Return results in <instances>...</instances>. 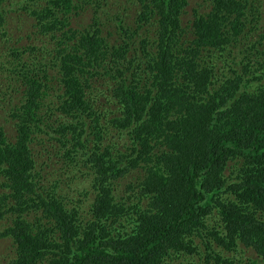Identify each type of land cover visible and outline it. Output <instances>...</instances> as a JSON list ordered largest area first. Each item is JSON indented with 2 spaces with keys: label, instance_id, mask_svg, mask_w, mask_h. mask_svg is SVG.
I'll return each instance as SVG.
<instances>
[{
  "label": "trees",
  "instance_id": "obj_1",
  "mask_svg": "<svg viewBox=\"0 0 264 264\" xmlns=\"http://www.w3.org/2000/svg\"><path fill=\"white\" fill-rule=\"evenodd\" d=\"M19 1L40 45L0 30L7 264H264L259 0L184 24L189 0ZM89 176L84 200L62 192Z\"/></svg>",
  "mask_w": 264,
  "mask_h": 264
},
{
  "label": "rangeland",
  "instance_id": "obj_2",
  "mask_svg": "<svg viewBox=\"0 0 264 264\" xmlns=\"http://www.w3.org/2000/svg\"><path fill=\"white\" fill-rule=\"evenodd\" d=\"M12 1H18V0H8L6 3L2 4L1 13L4 15V21L2 22V25L0 27V30L2 29L3 33L7 35V38L10 39L11 44L14 47L17 48H26L28 45H40L39 41H37L35 33L38 31L36 28V20L31 14L32 9H34V5L32 2L27 1H19L22 2L20 4H16V6L12 5H6L9 4V2ZM201 1L202 3L205 1L203 0H189V6L186 9V15L184 16V23H188L191 21L194 15V10H200V6L202 5H208L209 4H197V2ZM80 2H78L79 5ZM200 5V6H199ZM259 6L264 7V0H259ZM203 12H206V9L203 10ZM93 16V8H88L85 12L81 14L78 18H71V27L73 29H80L83 30L84 27L90 22L91 18ZM46 40L45 42H47ZM22 50V49H21ZM0 124H3L7 127V131L11 132V130L8 127L7 122H5V113L0 110ZM122 144V140L120 142ZM123 149V148H122ZM233 165V163H231ZM53 167H59L58 164L54 165ZM72 169L74 172L80 176L83 177V168L80 165H73ZM228 173V172H226ZM230 174V173H229ZM92 178L85 177V178H79V180L75 183V185L71 189H67L66 186H63L62 192L67 193L70 196L76 195V197H80V199L84 200L83 196V190H90L92 185ZM0 187L1 182H0ZM199 242V241H198ZM11 252V242L8 240H0V264H7V256ZM248 252L247 254H249ZM253 256V252L251 253ZM255 257V256H254ZM191 263L190 264H202V261L199 258L198 255L190 256Z\"/></svg>",
  "mask_w": 264,
  "mask_h": 264
},
{
  "label": "clouds",
  "instance_id": "obj_3",
  "mask_svg": "<svg viewBox=\"0 0 264 264\" xmlns=\"http://www.w3.org/2000/svg\"><path fill=\"white\" fill-rule=\"evenodd\" d=\"M36 25H37V23H35ZM37 28V27H36ZM72 180V179H71ZM73 181V185L71 186V188L75 185V183L77 182V181H74V180H72Z\"/></svg>",
  "mask_w": 264,
  "mask_h": 264
},
{
  "label": "flooded vegetation",
  "instance_id": "obj_4",
  "mask_svg": "<svg viewBox=\"0 0 264 264\" xmlns=\"http://www.w3.org/2000/svg\"><path fill=\"white\" fill-rule=\"evenodd\" d=\"M75 2H76V3H78V2H80V3H81V1H80V0H76ZM80 3H79V4H80ZM0 179H2V178H0Z\"/></svg>",
  "mask_w": 264,
  "mask_h": 264
}]
</instances>
